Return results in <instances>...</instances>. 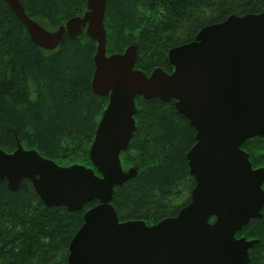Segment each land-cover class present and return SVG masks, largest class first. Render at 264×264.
I'll return each mask as SVG.
<instances>
[{"label": "water", "instance_id": "obj_1", "mask_svg": "<svg viewBox=\"0 0 264 264\" xmlns=\"http://www.w3.org/2000/svg\"><path fill=\"white\" fill-rule=\"evenodd\" d=\"M5 1L43 49L84 28L97 42L91 86L109 100L89 150L92 166L61 165L20 143L12 152L0 147V180L12 191L29 179L47 206L77 211L98 201L84 213L66 264H248L259 240L237 235L263 217L264 166L255 168L242 145L264 138V11L205 25L193 41L169 50L172 72L157 67L148 75L136 68L137 43L108 54V0H87L82 15L56 30L30 17L20 0ZM137 96L175 100L196 129L186 154L195 179L191 201L154 224L121 221L112 204L115 188L138 173L121 160L136 130Z\"/></svg>", "mask_w": 264, "mask_h": 264}, {"label": "trees", "instance_id": "obj_2", "mask_svg": "<svg viewBox=\"0 0 264 264\" xmlns=\"http://www.w3.org/2000/svg\"><path fill=\"white\" fill-rule=\"evenodd\" d=\"M20 1L30 17L51 30L87 9V0ZM262 11L264 0H108L107 51L121 53L137 43L136 68L148 75L157 67L172 72L171 48L193 41L202 27L232 14ZM96 48L83 29L75 39L65 35L57 48L43 49L0 0L2 149L12 152L20 143L61 165L92 166L89 150L109 100L92 90ZM136 106V130L121 160L125 170L136 166L138 173L115 188L112 204L121 221L154 224L191 201L195 179L186 154L196 143V129L175 100L137 96ZM263 146L260 137L242 145L254 167L264 164ZM97 203L77 211L47 206L29 179L17 191L0 180V264H66L84 213ZM243 233L248 239L261 236L255 249L264 247V209L263 217L251 221Z\"/></svg>", "mask_w": 264, "mask_h": 264}, {"label": "flooded vegetation", "instance_id": "obj_3", "mask_svg": "<svg viewBox=\"0 0 264 264\" xmlns=\"http://www.w3.org/2000/svg\"><path fill=\"white\" fill-rule=\"evenodd\" d=\"M251 239H258L259 241H258V243L260 242V238H251ZM258 243H256V245L258 244ZM256 245L250 250V264H257L256 262L258 261V262H260V264H264V258H263V256L262 257H258V254H257V250L260 248H256L255 249V247H256ZM254 251L255 252V254H254V257H253V254H252V252L251 251ZM259 258L258 260L256 259V258ZM254 259H256V261L254 260Z\"/></svg>", "mask_w": 264, "mask_h": 264}, {"label": "rangeland", "instance_id": "obj_4", "mask_svg": "<svg viewBox=\"0 0 264 264\" xmlns=\"http://www.w3.org/2000/svg\"><path fill=\"white\" fill-rule=\"evenodd\" d=\"M262 148H264V146L262 147ZM73 164V163H72ZM81 164V163H80ZM69 165H71V164H69ZM85 165V164H84ZM261 166H264V164H262ZM259 167V166H258ZM238 236L240 237V236H246L244 233L241 235V234H239L238 233ZM248 237V236H247ZM250 237V239L251 238H260L261 240H262V238H261V236L260 237H252V236H249ZM259 247H261V246H259ZM252 252V254H253V257H254V254H255V252L252 250L251 251ZM260 253V254H259ZM257 254H258V257H262L263 255H264V247H262V248H260V249H258L257 250ZM258 257L256 258L257 260H258ZM263 258H264V256H263ZM256 259H254L255 261H256ZM257 264H260V262H256Z\"/></svg>", "mask_w": 264, "mask_h": 264}, {"label": "bare ground", "instance_id": "obj_5", "mask_svg": "<svg viewBox=\"0 0 264 264\" xmlns=\"http://www.w3.org/2000/svg\"><path fill=\"white\" fill-rule=\"evenodd\" d=\"M60 25V24H59ZM83 36V35H82Z\"/></svg>", "mask_w": 264, "mask_h": 264}]
</instances>
